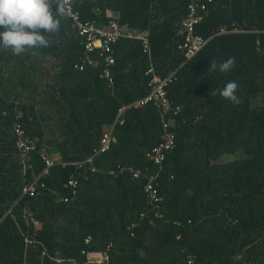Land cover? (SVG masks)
Listing matches in <instances>:
<instances>
[{
    "label": "trees",
    "instance_id": "16d2710c",
    "mask_svg": "<svg viewBox=\"0 0 264 264\" xmlns=\"http://www.w3.org/2000/svg\"><path fill=\"white\" fill-rule=\"evenodd\" d=\"M49 3L53 13L63 6ZM188 3L74 0L82 21L116 20L126 35H148L150 57L140 40L119 39L111 86L100 79L102 65L76 68L85 60V40L67 15L57 32L45 33L47 47L21 55L0 47V264H41L43 249L61 264H88L83 252H106L111 264H264V0H212L196 27L211 39L180 68L185 58L176 44ZM223 28L243 33L216 36ZM229 58V70L211 67ZM151 65L161 77L178 70L168 97L182 109L169 119L176 142L161 166L149 157L163 135L160 111L150 105L126 112L116 143L96 157L87 178L72 166L44 176L38 154L24 171L16 120L50 155L84 160L118 109L150 92ZM230 81L238 102L216 92ZM151 176L162 198L158 210L144 192ZM72 178L80 182L73 200L65 187ZM36 180L38 195L23 197V187Z\"/></svg>",
    "mask_w": 264,
    "mask_h": 264
},
{
    "label": "built area",
    "instance_id": "2783aa9c",
    "mask_svg": "<svg viewBox=\"0 0 264 264\" xmlns=\"http://www.w3.org/2000/svg\"><path fill=\"white\" fill-rule=\"evenodd\" d=\"M212 0H189L187 5V15L181 22L180 33L181 40L177 42V51L184 55L185 61L180 66L182 68L192 59H194L208 44L210 39H206L196 33V27L200 25L207 16L209 4ZM63 8L69 19L73 21L76 26V32L79 37L85 40V60L82 64H78L76 68L83 70L85 64L90 66L102 65L103 69L100 74V79L105 80L109 85H113L111 69L115 64L114 46L119 39L123 36L137 39L142 42L143 53L151 56L150 42L147 33H123L116 20H110L107 24H101L96 21H82L78 12L74 9V0H62ZM243 33V31L232 30L229 31L226 28L221 29L216 36L228 34V33ZM213 38V37H212ZM177 72L175 70L168 75L161 77L156 74L153 65L147 70L146 75L152 76L150 81V92L134 101L129 105L122 106L118 109L116 118L113 124L106 129L103 133L99 147L92 155L88 156L81 161H62L59 156L53 157L45 150L41 138L27 133L22 124L16 120L13 125V132L16 137V146L20 152L21 161L23 163V169L26 170L27 159L31 154H38L39 158L45 164L44 176L50 174V170L56 166L62 168L74 167L76 170L82 171L85 178L88 174L96 172L94 161L96 157L109 152L116 143V137L114 135L115 128L119 125L122 126L125 123V114L129 109H139L147 106H154L160 111L161 124L163 129V135L161 142L155 146L149 157L154 164L161 166L165 162L169 153L174 149L176 142V132L174 129V122L169 120L171 117L179 115L181 113V107L176 105L168 97V89L177 80ZM134 179H139L141 176L140 171H132ZM114 175V172H111ZM156 176H151L149 182L144 188L147 203L154 209L160 208V202L162 200L159 190L156 184ZM67 189L71 191L72 200L79 195L80 182L78 179L72 178L65 185ZM37 180L31 184H27L22 189V196L35 197L37 193ZM65 202L69 201V198H64ZM25 213V218L28 223H31L35 228H40L39 222L32 217L31 214ZM144 215H141L143 217ZM159 216V215H158ZM162 217V216H160ZM89 239L86 240V244L89 243ZM27 245H32L33 240L29 237L25 238ZM88 264H111L109 255L105 252H83ZM48 261H53L56 264H61L63 260L51 257L46 249H43L41 253V264H48Z\"/></svg>",
    "mask_w": 264,
    "mask_h": 264
},
{
    "label": "clouds",
    "instance_id": "9594fccd",
    "mask_svg": "<svg viewBox=\"0 0 264 264\" xmlns=\"http://www.w3.org/2000/svg\"><path fill=\"white\" fill-rule=\"evenodd\" d=\"M65 9L57 5L55 13L49 0H0V47L10 49L14 55L47 47L49 41L45 33H55L60 27V17ZM233 64L231 58L212 68L227 71ZM237 85L228 82L216 92L223 98L238 102L235 95Z\"/></svg>",
    "mask_w": 264,
    "mask_h": 264
},
{
    "label": "rangeland",
    "instance_id": "374dc122",
    "mask_svg": "<svg viewBox=\"0 0 264 264\" xmlns=\"http://www.w3.org/2000/svg\"><path fill=\"white\" fill-rule=\"evenodd\" d=\"M45 84H46V83L43 82L41 87L44 88V87H45ZM25 96H26V95H24L23 99H25ZM259 102H260V99H256V100L253 102V104H254V105H259ZM57 156H58V154H57V155H53V157H57Z\"/></svg>",
    "mask_w": 264,
    "mask_h": 264
}]
</instances>
